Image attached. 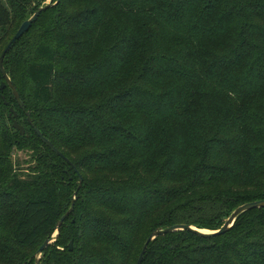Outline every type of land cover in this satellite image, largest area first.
I'll return each mask as SVG.
<instances>
[{
    "label": "trees",
    "instance_id": "1",
    "mask_svg": "<svg viewBox=\"0 0 264 264\" xmlns=\"http://www.w3.org/2000/svg\"><path fill=\"white\" fill-rule=\"evenodd\" d=\"M37 1L0 0V57ZM54 3L5 69L72 165L0 89V264H35L80 177L74 212L43 253L48 264H137L158 228L217 231L241 205L264 201V0ZM145 78L172 86L149 92ZM24 148L38 153L26 176L9 159ZM143 264H264V209L216 238L160 237Z\"/></svg>",
    "mask_w": 264,
    "mask_h": 264
},
{
    "label": "water",
    "instance_id": "2",
    "mask_svg": "<svg viewBox=\"0 0 264 264\" xmlns=\"http://www.w3.org/2000/svg\"><path fill=\"white\" fill-rule=\"evenodd\" d=\"M56 4L57 3H54V0H50L48 3L42 5L28 20H26L20 26V28L17 31V33L15 34V36L12 38L10 43L5 48L4 52L2 53V55L0 57V72H1V76L4 78V81H2V83H1L0 89L2 92L6 89L7 86L11 89L18 105L20 106V108L22 109L24 114L27 116V120H28L29 124L34 129L35 133L41 139L43 144L46 145L49 149H51L56 155L60 156L62 159H64L66 162H68L70 165H72V163L63 155V153L59 149H57L54 146V144L49 139H47L42 134V132L38 129V127L36 126V124L34 123L32 117H31L30 113L27 112L26 107L22 101V98H21L17 88L14 86L11 78L9 77V75L5 69V58H6L7 54L14 48V46L17 44V42L25 34L28 33V31L31 29L33 24L40 18V16L44 12L48 11L50 8L54 7ZM3 101H4L6 106H11L10 105L11 103L8 102L6 99V96H3ZM9 117L13 121V128L15 130L19 131L21 135H24L26 133V128L19 123V120H18L19 115L15 111L14 107H12V106L10 107ZM76 172H77V170H76ZM82 186H83V178L80 177L79 186H78L77 191L73 195L71 207L63 215V217L58 221V223L55 227V232L53 233V235L45 241V243L42 245V247L37 251V253L33 257V259H35V264H41V260H42L43 253L45 252V250L50 245H52L54 242L57 241V239L60 235V232H61V227L63 226L64 222L74 212L75 205L77 203V196H78L79 191L81 190ZM257 209H264V201L250 202V203L241 205L230 215V217L227 219V221L225 222L223 227L217 231L200 229L196 226H190V225H175V226H172L169 228H158V229L154 230L152 232V234L149 236V238L147 239V241H146V243L142 249V252L140 254V257L138 259L137 264H143L145 257H146V254L148 252V248H149L150 243L155 241L156 239H158L160 237H163V236L175 233V232H179V231H190V232H192V233H194L200 237H204V238H216L219 236H223L226 233H228L234 227L237 219L241 215H243L246 212H249L252 210H257ZM69 247H70L71 251L74 250V241L70 242Z\"/></svg>",
    "mask_w": 264,
    "mask_h": 264
},
{
    "label": "rangeland",
    "instance_id": "3",
    "mask_svg": "<svg viewBox=\"0 0 264 264\" xmlns=\"http://www.w3.org/2000/svg\"><path fill=\"white\" fill-rule=\"evenodd\" d=\"M49 1L50 0H45L41 2L37 1L35 3L33 2L27 14V17L28 18L31 17V15L36 11L38 7H40L42 4L44 5L48 3ZM123 20L126 22L128 21V19L126 18H123ZM140 71H142V66L140 67ZM148 80L149 79L145 78L142 86H144L145 90L149 89V92L153 91L156 93H161L162 91H164V89L172 86V82L170 81L171 78H167L166 80L165 78L164 79L151 78L149 82H147ZM164 83H169L170 85L165 86ZM35 155H38V153L36 151H33L31 148H24L20 150L15 149L13 152H11L9 159H11L12 161L14 172L17 174L20 173V175L22 176H26L29 167H33L34 165H36V161H33V157H35ZM54 244L55 242L53 243V245ZM57 248L62 251L66 248V246L58 245ZM27 251L30 252L31 250H27ZM50 255L51 252L49 254H46L45 257L43 256V264H48L47 259Z\"/></svg>",
    "mask_w": 264,
    "mask_h": 264
}]
</instances>
